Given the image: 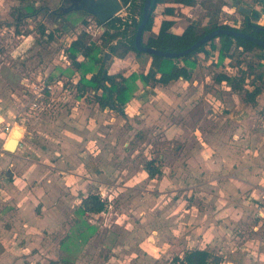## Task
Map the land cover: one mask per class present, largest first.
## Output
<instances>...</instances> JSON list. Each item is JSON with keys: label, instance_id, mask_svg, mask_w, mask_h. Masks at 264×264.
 Returning <instances> with one entry per match:
<instances>
[{"label": "rangeland", "instance_id": "rangeland-1", "mask_svg": "<svg viewBox=\"0 0 264 264\" xmlns=\"http://www.w3.org/2000/svg\"><path fill=\"white\" fill-rule=\"evenodd\" d=\"M62 1L0 0V106L4 118L0 117V148L4 147L8 134L16 125L25 129L22 135L21 145L17 151L7 153L10 161L4 169V179L8 176V168H11V170L12 168L15 170V167L18 168L16 163L14 164V158L19 157L26 160L23 164L28 168H24L23 166H19V169L16 168V177H21L28 169L36 173L40 162L42 173L49 171L58 173L61 177H66L67 179L65 181L67 180L70 185L71 182L69 181L73 179V171L75 172L77 169V171L85 174L84 169H86L89 156L91 157L92 155L90 151L92 148L90 147L89 149L88 145L86 146L87 138L85 129L88 128V123L85 120L86 115H82L80 118L81 121L79 120L82 105L78 101L86 102V109L84 106L82 107L84 114L94 112L97 105L91 92L84 99L79 97L76 89V80L79 74L74 71L68 48L73 40L83 32H86L88 41L94 42L96 47H98L99 56H105L109 52V45L111 44V39L106 32L120 33L127 30L128 34H132L133 27L131 21L135 18L136 20L139 19V6L144 3V0H136V4L131 9L124 7L118 16L128 19L129 25L112 28L109 24L101 26L95 16L85 11L74 10L67 13L63 12L60 9ZM67 5L68 3L65 1L62 3L63 8ZM169 5L175 6V15L167 16L164 13L166 5L158 4L153 12V30L144 32V41H147L150 35H155L158 32L161 21L164 18H175L176 24L172 28L174 32H182L190 23L196 24L199 33H202L205 26H209L213 22L242 28L246 21V14L240 11V6L242 5L252 9V13L249 15L252 23L264 25V0H196L194 5ZM90 25L92 26L91 28L89 27ZM100 26L102 30L100 29L98 31ZM42 29L45 30L44 33H42ZM115 42L116 39L112 41V43ZM212 44L219 46V38L217 37L207 42L205 48L209 54H206V57H204V54L201 56L197 55L199 66L193 73V76L199 79L202 78L209 92L223 95L224 90L221 87H216L212 83V80H214L218 72L231 70L240 74L241 70H245L248 67V64H252L253 66L250 68L252 76L247 83L248 87L251 89L254 88V85L264 87L260 79H255L254 84L250 81L258 73H264L263 49L257 47L252 51H246L243 48H234L232 49L233 56L221 62L218 56V50L213 49ZM141 57L139 65H136L135 68L131 67V63H127V65L120 63L116 68L124 73H130L132 71L142 73L146 70L145 63L151 56L146 53L141 55ZM114 62L115 60L113 59L111 61V58L106 60V67L111 72L116 71V68L112 65ZM181 64L183 65V62ZM49 85H52L53 88L49 87ZM51 90L53 93H50ZM257 100V104L252 105L244 101L240 95L235 94L233 109L235 110V120H237L235 127L237 126L238 130L234 127V131L226 135V139L229 142L240 140L248 133L243 126V121H240L243 119L242 117L240 118L242 111H245V114L248 115L255 113L256 118H253L251 121L253 128H257L256 122H259L261 125L263 124L264 88ZM226 107L224 105L223 110L228 111ZM117 116L122 120L123 124L125 122L124 119H127V123L123 126L129 130L126 133V141L129 145L126 147L123 142L118 141L114 144L113 149L110 148V153L105 158H126V160L132 159L133 161L136 160V162L138 160L140 164L144 165L150 160L149 158H164L162 160L164 170L160 175L156 176L158 181H150L148 174L144 171L142 172L138 163H134V172L128 175L135 174L137 178L133 180L122 178L114 181L120 182L119 185H124L128 181L133 186L139 185L142 187L140 193L137 191V194L133 195L130 193L132 191L126 189V186L121 188L119 185L115 189H104L101 196L107 202V209L109 208L112 214L99 215L101 214L99 213L98 215H88V218L101 222V225L96 227L95 232L91 235L92 239L88 243L86 256L81 257L79 260L81 264H105V260L112 259L113 256L110 255V252L113 254V248L117 246V241L115 242L117 238L115 235H117L118 226L115 223L116 227L114 225L108 227L104 225V219L106 221L108 218L115 219L123 217L120 226L126 227L127 230H130L127 233L131 234L137 227L135 228L133 224L131 227L127 222L133 220V218H130L131 215H134V217L139 215V212L135 213L133 209L134 204H137L139 207V204L143 202L145 206L147 204H154L157 209L153 214L157 212L156 215L164 219L161 223L159 234L151 239L152 242L154 240L155 245L162 246V255L157 256L154 253L157 256L156 258L148 255V252L153 251V248L150 247L147 241L149 236H146L147 240L144 236L146 234L148 235L147 229L145 234L143 230L140 231V237L135 235V237L131 238L127 234L125 240L128 243L124 249L127 252L131 250V247L128 245L135 246V244H141L140 249L145 252V256L147 257L140 264H180L176 259L180 258L179 256L181 254L184 255L186 251V248L182 245L183 241H181V236L185 237L183 233L187 232L183 228L185 223L182 222L184 218L182 216L183 209L188 205L184 201L192 198L196 206L205 207L202 202L206 199V195L200 191V186H203V184L199 179V175H203V171L195 172L188 168L187 173L179 170L183 165L181 159L187 158V155H182L183 145L181 141L164 137V129L160 132H152L151 136H149L148 132H144L134 125L135 115L130 117L132 119L131 123H129L126 114L121 116L117 114ZM109 122L112 125L115 124V120H109ZM229 124L232 126L233 122ZM134 128H137L135 129L136 131L140 130L141 132L134 135ZM73 142H76V148H71ZM73 148L78 151L77 158H70V150ZM77 159L81 160L79 162L80 165L78 164L79 167H77ZM12 163L14 165H11ZM117 163L116 160L114 166L118 168L119 163L118 166ZM157 163L160 164L159 162ZM245 165L240 163L235 166L240 176H244L245 182L244 180L229 181L228 179H219L215 182L221 185L228 184L229 186H236L238 192H244L240 197L245 201L248 197H251V201L258 204L256 209L259 211L260 208L264 207V174L262 179H259L258 182L253 184L247 172L242 171V169L246 168ZM128 166L129 164H126V167ZM174 168H176V172L173 171ZM212 172L211 170L210 173L214 175L218 174L219 171ZM170 173H174L178 177L165 178L162 176L163 174L169 175ZM5 181L0 182V195L3 197V199H0V220L3 222L9 221L6 218V213L9 211H6L8 208L4 203L6 202L4 199L6 196ZM82 181L84 180L82 179ZM36 185L37 179L36 177H32L28 182V186L32 187ZM167 185L170 188L178 186L177 188L179 190L176 194H171L170 196L161 194L158 196V194L155 197L153 195L152 191L155 188L159 189V187L163 188V186L168 188ZM66 187L69 188L70 186L66 185ZM181 188L192 189V191ZM97 189L100 190V187ZM140 196L141 198H139ZM218 197L223 199L227 198V200L232 202V198L228 197V195L222 194ZM235 197L240 199L239 194ZM178 199L179 201H177ZM246 204L249 205L250 203ZM110 205L112 206L111 208ZM120 205L125 207L123 208L124 210H118ZM113 207L115 209L114 212L112 211ZM223 209L225 208L223 207L221 209L222 214H226L223 216L224 220L228 214ZM176 213H178V216H176ZM77 215L75 217L77 218L76 220L82 221L84 219L83 215H80V212H77ZM186 224L189 225V223ZM233 234L235 237H240V243L229 242V245L226 246L221 242L219 246L216 245L211 250L214 257L221 259L219 264H248L246 260H255L251 264H264V225H261L258 230L252 228V230L247 231L244 228L236 226ZM132 239L134 241L129 242ZM83 245V241L75 243L70 248L71 252L62 248L64 256L65 253L71 254L68 258L79 256ZM2 252V248H0V256L3 255ZM2 260L0 258V262ZM132 260L130 263H121L131 264L135 262V264H139L138 258ZM213 262L211 264H214Z\"/></svg>", "mask_w": 264, "mask_h": 264}, {"label": "crops", "instance_id": "crops-1", "mask_svg": "<svg viewBox=\"0 0 264 264\" xmlns=\"http://www.w3.org/2000/svg\"><path fill=\"white\" fill-rule=\"evenodd\" d=\"M142 57L131 52L123 59L112 55L111 61L115 60L114 64H112L115 68L120 63H124L123 65L131 63V67L135 68L136 65H139ZM150 64L151 58L147 59L145 63L146 70L144 72H147ZM126 67L128 68V66ZM116 71L120 70L116 68ZM212 83L224 90L223 95L209 92L202 78L199 79L192 75L189 80L180 78L168 85H144L139 80V87L134 97L123 106L122 111L111 108L103 109L96 102L97 108H95V111L84 114L82 107L84 106L86 109V102L78 101L82 105L79 120L82 115H86L85 120L88 123V128L85 129L86 146L88 145L89 149L90 147L92 148L90 150L92 155L87 160V166L84 169L85 174L77 171V169L75 172H72L73 179L69 181L71 185L67 180L65 181L66 177H61L58 173L52 171L42 173L40 168L41 162L36 173L33 170H30V172L28 169L21 177H16L17 167H15V170L8 168V176L4 179V169L8 165L10 158H8L7 153L9 152L5 150V145L0 148V182L6 180V183H4L6 190L4 199L6 202L4 203L8 208L6 211H9L6 213V218L9 221L3 222L0 220V248L3 251V255L0 256L3 260L0 264H81L79 259L86 256L88 243L92 239V233L95 232L96 227L101 225V222L88 218V215H96L95 213L83 215L84 219L82 221L76 220L77 218L75 217L78 216L77 212L83 207L82 198L86 197L89 193L99 194L102 198L101 194L104 189H115L118 187L120 182L118 183L114 180L122 178L133 180L137 178L135 174L128 175L134 172V163H138L142 172L144 171L148 174L145 165L140 164L138 160L136 162V160L133 161L132 159L126 160V158H105L110 153V148L113 149L114 144L118 141L123 142L126 147L129 145L126 141V133L129 130L123 126L127 123V119H124L125 122L123 124L117 114L119 116L126 114L129 123L132 121L130 117L135 115L134 125L138 129L148 132L149 136H151L152 132H160L164 129V137L181 141L183 145L182 155H187V158L181 159L183 165L178 169L187 173L188 168L195 172L203 171V175L200 174L199 179L203 184V186H200V191L206 195V199L202 202L205 207L196 206L192 198L184 201V203H188L186 208L183 209L182 215L184 217L182 222L185 223L183 228L187 230V232L183 233L185 237L181 236L182 245L186 248L185 250L195 248L213 250L221 242L226 246L229 245V242L240 243V237H235L233 234L236 226L244 228L246 231L252 230V228L260 229L261 225H264V207L258 211L256 209L258 204L251 201V197H248L246 201L243 200L240 196L244 192H238L236 186L221 185L215 181L228 179L229 181L244 180L245 182L244 176H240L237 168L235 169V166L240 163L246 164V168L242 169V171L247 172L253 184L263 178L264 121L262 125L256 122L257 128L255 129L251 126L252 119L256 118L255 113L248 115L245 114V111H242L240 118L242 117L243 119L240 121H243V126L248 133L240 140L229 142L226 139V135L230 132L232 133L235 125H237L236 116L234 115L235 110L233 109L235 94L231 91L230 86L226 84V81L220 84L212 80ZM50 93H53V91ZM80 98L84 99V97ZM224 105L227 106L228 111L223 110ZM0 117L3 118L1 106ZM109 120H115V124H110ZM232 122L231 126L229 123ZM135 129L137 128L133 129L134 135L141 132ZM235 129L238 130V127L236 126ZM72 147H77L76 142L72 143ZM74 148L70 150V158L78 157V151L74 150ZM149 159L159 162L161 170H164V166L162 165L164 158ZM116 160L119 163L118 168L114 166ZM76 161L77 167H79L78 164L81 160L77 159ZM24 162H26L24 158H14V164L16 163L18 166L17 169H19V166L28 168L23 164ZM14 164L12 163L11 165ZM126 164H129V166L126 167ZM233 169H235V172H232ZM211 170L213 171L212 173L218 170V174H214L218 176L212 175L210 173ZM173 171L176 172V168ZM162 176L165 178L178 177L174 173H170L169 175L163 174ZM32 177H36L37 185L30 187L28 186V182ZM148 177L150 181H158L157 177L151 178L149 174ZM66 185L70 187L67 188ZM119 186L121 188L126 186V189L132 191L130 193L133 195H136L137 191L140 193L142 189L139 185H131L130 181ZM99 187L100 190L97 189ZM167 187L163 186L165 189L161 187L159 189L155 188L152 191L153 195L155 197L158 194V196L160 194L170 196L171 194H176L179 190L178 186L170 188L167 185ZM181 189L192 191V189L188 188ZM222 194L231 197L232 202L227 200V198L218 197ZM237 194H239L240 199L235 197ZM0 199H3L2 195H0ZM245 202L250 204L248 205ZM139 205L138 207L137 204H134L133 207L135 213L139 212V215L137 217L131 215L130 218H133V220L127 222L131 227L134 225L138 229H135L131 234L127 233L130 230H127L126 227L120 226L123 217L108 218L106 221L104 219V225L108 227L114 225L116 227V223L118 226L117 235H115L117 246L113 248V254L110 252L113 258L105 260V264L130 263L134 261L132 260L134 258H138V263L140 264L147 257L145 256V252L140 249L141 244H135V246L128 245L131 247V250L126 252L124 247L127 246L128 242L125 239L127 234L131 238L135 237V235L140 237V231L143 230L145 234L146 229L148 230V235H144L145 239L146 236H149L148 240H146L154 251L148 252V255L154 258L162 255V246L155 245L154 240L152 242L151 239L159 234L161 223L164 219L156 215L157 212L153 214L157 209L154 204H147L145 206V203L141 202ZM223 207L225 208L223 211L228 214L224 220L223 216L226 214H222L221 212ZM123 208L125 207L120 205L118 210H124ZM109 210V208H106L105 211L101 212V214L97 213V215L112 214L111 210ZM68 211L69 213H67ZM112 211H115L114 207ZM176 216H178V213H176ZM186 223H189V225ZM165 226L167 225L165 224ZM82 241L85 246L81 247V254L79 256L68 258L71 254L67 253L64 256L62 248L71 252V246ZM133 241L132 239L129 242ZM179 257L181 258L183 255L181 254ZM246 261H248V264L255 262V260ZM131 264H135V262Z\"/></svg>", "mask_w": 264, "mask_h": 264}, {"label": "trees", "instance_id": "trees-1", "mask_svg": "<svg viewBox=\"0 0 264 264\" xmlns=\"http://www.w3.org/2000/svg\"><path fill=\"white\" fill-rule=\"evenodd\" d=\"M121 1L126 9H131L132 6L136 4V0ZM195 3L196 0H157L153 6V12L158 4H165L164 13L167 16H174L176 8L174 5L169 4L194 5ZM153 12L145 27V32L153 30ZM143 15L144 3L139 6V19L136 20L135 18L131 21L133 27L132 34H128L127 30L120 33L106 32L111 39L109 51L113 56L123 59L131 52L136 53L137 56L146 54L138 50L135 42L137 30L143 19ZM96 19L101 24L111 25L112 28L129 25L128 19L118 15L106 23H102L98 18ZM175 24V18H164L161 21L158 32L155 35H150L147 41L143 40L144 44L164 51L180 52L189 48L202 36L217 28L240 30L264 40V32H257L254 30L248 23V16H246V21L242 28L213 22L209 26H205L202 33L198 32V27L194 23H190L186 26L181 33H175L172 31ZM44 32L45 30L42 29V33ZM87 36V33L83 32L72 41L68 48L74 71L79 74V79L76 82V89L79 97H86L87 94L91 92L94 96V101L103 109L111 108L122 111L123 106L134 97L139 87V80L144 85H168L180 78L189 80L194 70L198 67L197 55L201 56L204 54V57H206V54H209L205 48L207 43L201 45L193 52L177 58L147 53L151 56V64L147 72L138 73L132 71L130 73H124L116 71L110 73L106 67V55L99 56L98 47H96L94 42L90 43ZM218 38L220 45L217 46L216 44H212V48L218 50V56L221 62L233 56L232 49L234 48H243L246 51H252L258 47L264 50L263 47L247 38L228 34H221ZM114 39H116V42L112 43ZM181 62L184 64L182 65ZM252 67V64H248V67L245 70H241L240 74L231 70H223L215 75L214 80L218 83L226 81L234 94L240 95L244 101L248 103L253 105L257 104V97L263 92L264 87L261 85H254L253 89L248 87L247 83L252 76L250 73V68ZM255 79H260L262 81L261 83L264 84V73L260 72L253 80H250L252 84L255 83ZM145 169L151 178L162 173L161 165L158 164L156 160H148L145 163ZM82 205L83 207L79 209L82 215L88 213H101L107 208V202L96 193H89L86 197H83ZM213 255L214 254L209 249L195 248L186 250L183 257L177 258L176 260H178L180 264H211L212 261H214V264H219L221 259Z\"/></svg>", "mask_w": 264, "mask_h": 264}, {"label": "water", "instance_id": "water-1", "mask_svg": "<svg viewBox=\"0 0 264 264\" xmlns=\"http://www.w3.org/2000/svg\"><path fill=\"white\" fill-rule=\"evenodd\" d=\"M157 0H144V15L143 19L138 27L135 42L138 50L141 52L163 55L169 57H182L185 56L194 50H196L201 45L211 41L214 38H217L221 34H228L237 37L247 38L259 46L264 48V40L240 30L228 29V28H217L212 30L211 32L202 36L199 40H197L193 45L189 48L180 51V52H171L157 49L152 46H146L143 42L144 40V32L145 27L152 15L153 6ZM68 5L63 9V12L67 13L74 10L85 11L92 16L98 18L102 23H106L111 20L113 17L117 16L124 8V5L121 0H65ZM240 11L246 15H250L252 13V9L246 6H240ZM256 30L264 32V25H255ZM111 52H107L105 61L111 58ZM14 128H17L20 132H22L19 138H10L6 141L5 150L8 152H15L19 146L21 145L22 135L25 129L19 125H16Z\"/></svg>", "mask_w": 264, "mask_h": 264}, {"label": "bare ground", "instance_id": "bare-ground-1", "mask_svg": "<svg viewBox=\"0 0 264 264\" xmlns=\"http://www.w3.org/2000/svg\"><path fill=\"white\" fill-rule=\"evenodd\" d=\"M22 132H20L17 128L12 129V131L8 134L7 138L9 139L10 136L13 138H19L21 136ZM6 139V140H8Z\"/></svg>", "mask_w": 264, "mask_h": 264}, {"label": "flooded vegetation", "instance_id": "flooded-vegetation-1", "mask_svg": "<svg viewBox=\"0 0 264 264\" xmlns=\"http://www.w3.org/2000/svg\"><path fill=\"white\" fill-rule=\"evenodd\" d=\"M64 1H65V0H63L62 3H63ZM62 3H61V6H60V9H61V10L64 9L63 6H62ZM255 13H256V12H255ZM255 13H254V15H255ZM246 16H248V23L252 26V28H253L254 30H256L255 25H256L257 23H252L251 20H250V16H249V15H246ZM256 31H257V30H256ZM257 32H258V31H257ZM259 32H261V31H259Z\"/></svg>", "mask_w": 264, "mask_h": 264}, {"label": "built area", "instance_id": "built-area-1", "mask_svg": "<svg viewBox=\"0 0 264 264\" xmlns=\"http://www.w3.org/2000/svg\"><path fill=\"white\" fill-rule=\"evenodd\" d=\"M101 24V23H100ZM102 25H104V24H101V26ZM100 26V28L98 29V31L101 29L102 30V27ZM90 28L92 27L91 25L89 26ZM89 31V30H88ZM93 40V39H92ZM92 42V41H91ZM90 42V43H91ZM218 52V51H217ZM219 53V52H218ZM65 58H66V56H65ZM67 61H68V59H67ZM184 64V63H183ZM49 87H52L53 88V86L52 85H49ZM50 92H52V90L50 91Z\"/></svg>", "mask_w": 264, "mask_h": 264}]
</instances>
